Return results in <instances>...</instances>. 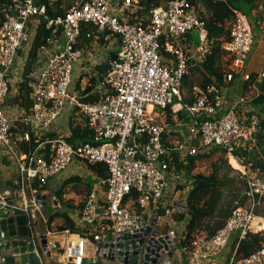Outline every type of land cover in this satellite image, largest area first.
I'll return each mask as SVG.
<instances>
[{"label":"built area","instance_id":"1","mask_svg":"<svg viewBox=\"0 0 264 264\" xmlns=\"http://www.w3.org/2000/svg\"><path fill=\"white\" fill-rule=\"evenodd\" d=\"M141 1L74 0L63 16L49 18L45 9L36 7L33 0H0V144L15 161L20 181L44 186L49 178L64 171L73 161L87 166L102 164L107 170V178L101 181L103 200H98L93 188L79 214L81 234L90 236V241L77 237L76 247L64 248L58 264H66L70 259L80 263L85 256L86 243L100 239L94 233L101 213L111 235L117 236L134 235L148 224L143 214L131 211L129 205L151 204L156 211L162 209L165 216L188 211L187 207L177 209L175 205L164 204L168 171L162 160L161 141L165 134L175 131L166 122L156 120L160 115L164 117L168 113L178 123L186 121L176 123L184 127L188 135L176 148L181 156L218 149L233 158L236 141L241 136V120L236 108H222L218 87L195 90L190 103L184 101L181 93L191 60L203 62L212 45L205 23L193 5L200 0H169L138 18L136 13L142 10ZM124 12L122 17L117 15ZM32 22L37 28L44 23L46 30H59L64 44L63 50L48 56L41 68L35 67L27 75L31 82V106L22 124L26 128L35 127L38 134L47 132L68 108L86 119L92 138L85 144H72L64 137L50 139L41 143L47 148L46 152L25 158L19 157L11 145V128L1 106L10 90L9 76L17 54L33 40ZM83 24L92 28L85 31V39L106 42L113 38L120 43L115 48V60L109 62L99 84V94L105 97L96 103L82 102L79 93L72 89L73 70L82 58L78 41ZM191 35L196 41L192 58L176 45L178 40ZM161 41H164L163 55H160ZM72 45H77V49L69 51ZM252 46L248 19L235 13L228 40L221 46L230 61L226 82H232L235 75H243ZM44 49L42 46L39 51ZM258 78L264 79V74ZM154 110H158L159 115L153 114ZM30 137L27 131L22 141L29 142ZM195 141L197 144L193 146ZM239 179L244 184L242 197L232 202L221 228L212 236L193 243L190 253L195 259L205 261L220 254L233 235L240 241L248 233L262 231L253 230L252 224L255 220L259 221L257 227L264 224V207L256 212L260 204H264V173L257 177L242 173ZM132 195L137 198L132 199ZM166 235L174 242L183 239H178L172 231ZM233 255L228 264H264V248L240 260H235Z\"/></svg>","mask_w":264,"mask_h":264},{"label":"crops","instance_id":"2","mask_svg":"<svg viewBox=\"0 0 264 264\" xmlns=\"http://www.w3.org/2000/svg\"><path fill=\"white\" fill-rule=\"evenodd\" d=\"M73 1L74 0H33V3L36 7H43L45 10L46 8H48L50 10H53V12H56L57 10L55 7L57 2L58 3L60 2L59 9L65 11L67 8L69 9L71 7ZM167 1L161 3L160 7L164 6L167 3ZM195 11L198 17L199 14L201 13L205 15V11L203 10V7H201L200 4L198 3L195 6ZM235 13L237 12L234 11L233 14ZM251 14L252 17L255 19L256 22L255 26L260 31V33L254 32L252 23H250L249 18L245 15V17L248 19L251 25V30H252L253 46L251 51L253 52L255 50L256 52H259L260 56L258 60V66L256 68L254 67L253 69L252 68L248 69L245 67L243 75L246 76L253 73L257 74L256 80L254 83L249 85L247 89H244L243 88V83L245 80L244 76L238 74L233 77L231 83L226 82L224 79V85L218 87V89L220 90V95L222 100V108L226 109L228 107L234 106L236 108V111L238 113L241 122H249L250 124V127L248 128L241 127V136L236 141V149L250 148L252 141V133L254 132V129L257 127V122L259 120H264V101L263 102L255 101L259 95H264V86H263L264 79L258 78L261 74H264V68H263L264 66V3L262 1L258 2L256 10L252 11ZM117 15L119 17H122V15L123 16L125 15V12L123 14L117 13ZM233 18L234 16L230 20L224 22L223 24L224 30L229 31L230 26L233 22ZM30 28L33 33L32 36L33 40L28 46L24 47L22 50L18 52L14 65L12 66L10 71V76H9L10 90L1 106L3 113L8 118V122L11 128L10 131V136L12 140L11 145L19 157H25V158L32 154L37 155L39 152L43 151L44 148L41 145V143H44L47 140L55 139L58 137H64V138L67 137L69 135V120L71 116L74 114L73 111L69 110L68 108H65L59 120L55 122L48 129L47 132H43L40 134H38L34 130L35 127L26 128L22 124L21 120L28 113L29 111L28 109L31 106L30 105L31 102L29 98L31 82L27 78V75L35 67L41 68L46 62V58L48 56L63 50L62 49L63 46L62 47L60 46L61 45L60 43L62 41L60 37L58 39H50L45 41L43 45H40L36 49L34 56L35 58L30 66V71L28 72L27 75H25V70L30 61V54L34 41V36L37 30L36 23L32 22L30 24ZM87 29L89 31L92 30V28L90 27ZM89 40L95 42L93 41V39H89ZM99 42L100 44L103 45L104 43H108V42L111 43V45L114 48L113 51L106 52L104 56H94L91 58H87L86 56H84L83 51L81 50L82 48L78 44V47L82 53V58L75 64L76 68L74 74L76 81L79 78H82L81 80L82 89L86 86H89L90 81L94 79L96 81L94 91L98 94L100 91L99 88V84L101 82L100 80L107 71L111 58L114 57L115 48L118 47L116 41L113 38H109L106 42H102V41ZM177 42L176 45L182 47L185 53L189 54V57L192 58V56H194V47L190 36H187L184 39L179 40V43ZM42 46L45 49L43 52H40L39 48ZM20 58L22 59V62L19 65L18 61ZM226 61H228V58L223 53L219 61V66L223 68L224 63H226ZM194 64H200V62L191 60L190 66L192 67ZM100 65L107 66L105 72L98 71L97 68ZM228 67H227V72H228ZM193 77H200V75L196 73L192 75V78ZM11 78L12 79L14 78L15 81L12 82ZM23 83L27 84V89L29 90L26 102L16 100V96L19 92V88ZM181 89H182L181 93L184 98V101L185 98L190 99V95L193 99V94L195 90L199 91L198 88L193 87L191 90V94L190 93L188 94L186 88L185 89L181 88ZM26 106H29L28 109H26ZM167 115L168 113H166L164 116V122H166ZM161 116L163 117V115ZM178 118L179 120L182 119L181 116ZM170 120L174 123L173 130L175 131V133H177L180 136V138L182 139V143H184L183 138L184 139L187 138L188 135L184 127L180 128L178 124L186 121L182 120L179 121L180 123H178V120L174 121L172 118H170ZM182 128L183 130H181ZM27 131L30 132L33 141L37 143L36 148L34 149L35 151L34 150L32 151L30 149L31 147L30 141L29 142L22 141V135ZM196 144L192 143L193 146H195ZM0 156H1L0 196H13L15 192L18 190V192L28 191L31 194L39 193L42 196H46L47 199L49 200H56L57 201L56 208L58 209V211L54 213L53 216L51 217L52 221L50 223L43 222L42 226L39 227L38 225H36L34 229L35 234L36 235L39 234V229L40 230L44 229V234H46L47 240L49 242H56L60 245L61 248L76 247L75 244L78 241L77 240L78 235L76 236L75 234H71L72 232L67 230L58 232L57 229L62 227L64 222L62 218H58L55 216L61 213H65L67 218L73 223L75 231H77L74 233L81 234L83 230L79 223L80 211L83 207L85 199L87 198V196L89 195V193L93 188H95L97 191L98 200L100 202L103 200L104 188L101 185L102 180L99 179L92 171H90L88 169V166L85 165L84 163H81L79 161H73L64 171L49 178L44 186H39L35 182L22 183L18 175V168L15 161L10 157V155L6 152V150L2 147L1 144H0ZM225 158L228 164H229V160L233 161L236 164L238 169L236 167L235 169L234 168L233 169L238 172L237 173L238 180H240L239 176L242 173L243 174L245 173L249 177H257L260 175L256 170L251 171L241 166L240 162L237 159L235 160L234 158H228L226 156ZM171 177H172V181L171 182L169 181V184H167L168 183L167 182L166 186L169 193L171 190L172 194H174V197L176 198H174L173 203H171L172 201L171 197L165 193V198H164L165 206L175 205L177 209L178 208L182 209L183 207H186V197L190 190V186L186 183L183 174L178 176H171ZM181 177L183 178L184 181L183 183L180 184ZM240 181L242 182V189H240V192L235 200L241 198L244 192L243 181L242 180ZM259 207L260 208L256 209V212H259V210L264 207V204L261 203ZM134 208L135 209H133L132 211L133 212L138 211L137 213H142L147 223H150L153 220V218H155L154 224L158 231L164 232L165 234L169 231H172L177 235L178 239L182 237V234L185 230V224L188 221V216L185 215L183 221L181 222L175 221L174 218H175V214L176 215L182 214L183 211L182 212L177 211L174 212V214H172L171 216H165L163 214L162 209H158V211H156L153 209L151 204H147V205L143 204L142 206L135 205ZM230 209H228L229 212ZM228 215L225 216L224 219H219V220H223L225 222ZM94 234L98 235L101 239L103 238L106 239L111 235L110 230L107 228V222L105 220V216L103 215V213H101L100 215L99 222L97 225V232ZM87 238L90 240L91 237L87 236ZM204 238H206V235L202 234L199 238H197V240ZM178 243L179 241L176 242L177 248H178ZM233 245H234V241L231 239L227 244V246L221 251L220 254L205 261L195 259L191 255V253L181 249H177V253H180L182 256H184V259L181 260V257L179 260L176 261L172 259V264H228L229 259L233 254V250H232ZM92 251H93V245L91 244V242L86 243L85 256H91L93 253Z\"/></svg>","mask_w":264,"mask_h":264},{"label":"trees","instance_id":"3","mask_svg":"<svg viewBox=\"0 0 264 264\" xmlns=\"http://www.w3.org/2000/svg\"><path fill=\"white\" fill-rule=\"evenodd\" d=\"M165 1L167 0H142L140 2L142 10L138 11L136 16L140 18L150 9L160 7L161 3ZM260 1L264 3V0H200L197 2L205 11V15L201 13L199 14V18L205 23L208 39L212 42V45L206 59L200 64H194L192 67L190 66L189 74L182 82V88H186L188 94H191L193 87L204 91L209 86L219 87L224 85V79L227 74V67L230 64V61H226L223 68L219 66V61L223 54L221 46L228 40V31L224 30L223 24L225 21L230 20L234 16V11L244 16V7H246L249 12L255 11L257 3ZM197 3L193 4L194 7ZM59 6L60 2H57L55 7L57 10L56 12L46 8V16L49 18L63 16L68 8L65 11H62L59 9ZM87 28H89L88 25H81L80 39L84 38ZM59 35V30H46L44 28V23H41L38 26L34 36L30 61L25 70V75H27L30 71V66L35 58L36 49L40 45H43L47 40L58 39ZM163 43L164 41L160 42L162 47L160 55H163L164 53ZM106 67V65H100L97 69L99 72H105ZM196 73L200 75V77L192 78V75ZM256 77L257 74L254 73L248 75L247 79L244 80L243 88L247 89L249 85L255 82ZM81 80L82 78H79L75 83H72V88L79 93L82 102L96 103L99 102L101 98L105 97V95L98 94L94 91L96 85V81L94 79L90 81L89 86H86L83 89L81 88ZM28 92L29 90L27 89V84H21L16 100L26 102ZM192 100L191 95L190 99L185 98L186 103H190ZM255 101L263 102L264 95H259ZM28 107L29 106H26V109H28ZM166 123L170 127L174 126V123L170 120L169 115L166 117ZM241 127L248 128L250 127V124L249 122H241ZM91 138L92 132L88 127L86 119L74 112L69 120V135L65 137L66 141L72 144H85L90 143ZM161 142L164 149L162 160L167 165L168 175L178 176L183 174L186 183L190 186V190L186 197V207L188 211L178 215L175 214L174 218L175 221L181 222L183 221L185 215L188 216V221L185 224V230L182 234L183 239L178 243V249L190 253L193 251V243L197 240V238H199L202 234H205L206 238L212 236L216 230L222 227L224 223L223 220L215 219V213L219 202L218 200L220 198L217 190L219 186L218 181L213 175L204 176L195 172L196 166L199 162L209 158L215 153H222L224 155V152L218 149H212L202 154H185L184 156H181L176 148L178 145L182 144V139L177 133L171 131L162 137ZM175 142L178 144L174 145ZM30 144V149L33 151L36 148L37 143L33 141L32 137L30 139ZM46 151L47 148H44V150L38 154H42ZM232 157L235 160L237 159L241 166L251 171L256 170L260 175L264 173V120H259L257 122V127L252 133L250 148L235 149ZM88 169L101 180H105L107 178V170L102 164L89 165ZM136 198V195H132V199L135 200ZM134 207L135 205H132L129 209L132 211L135 209ZM228 214L229 210H226L224 216H227ZM55 217L62 218L64 222L63 226L57 229L58 232L65 230L77 232L75 231L73 223L67 218L65 213L58 214ZM262 248H264V232L257 234L248 233L244 239L234 242L232 247L234 254L233 257L235 260H240L250 256Z\"/></svg>","mask_w":264,"mask_h":264},{"label":"water","instance_id":"4","mask_svg":"<svg viewBox=\"0 0 264 264\" xmlns=\"http://www.w3.org/2000/svg\"><path fill=\"white\" fill-rule=\"evenodd\" d=\"M74 49L77 45L68 48ZM114 60L112 57L111 61ZM56 205V200L28 191L17 190L13 196H0V264H58L64 248L49 242L44 229H39L38 235L34 230L36 225L51 222L58 211ZM154 222L155 218L134 235H110L91 242L92 255L84 256L79 264H172L176 242L158 231ZM71 234L88 240L82 234ZM76 263V259L66 261V264Z\"/></svg>","mask_w":264,"mask_h":264},{"label":"rangeland","instance_id":"5","mask_svg":"<svg viewBox=\"0 0 264 264\" xmlns=\"http://www.w3.org/2000/svg\"><path fill=\"white\" fill-rule=\"evenodd\" d=\"M243 10H244L245 15L249 18L250 23H252L254 32L260 33L259 29L255 26L256 22H255V19L252 17L251 12H249L246 7H244ZM190 37L192 39L193 47H195L196 46L195 36L191 35ZM93 41H95V42H92L91 40H88L85 38H81L78 41L80 47L82 48L81 50L83 51L84 56H86L87 58H91L94 56H104L106 52L113 51V49H114L113 46L111 45V43H109V42L105 43L103 45V44H100L98 39L97 40L93 39ZM177 43H179V40ZM60 44H61L60 46L62 47L64 44V41L62 40ZM23 48L24 47H22L21 50ZM259 56H260L259 52H256L255 50L253 52L251 51L248 54V58L246 60L245 67L248 69L249 68L253 69L254 67L256 68L258 66ZM18 62L20 65V63L22 62V59L20 58ZM75 68L76 67H74V72L72 74V83H74L76 81L75 76H74ZM14 78L13 79L11 78L12 82L15 81ZM147 110L150 111L151 109L148 108ZM159 113L160 112L158 110L153 111V114H155V115H159ZM151 116L152 115H150V117ZM159 119L162 123L164 122V117H162L161 115L156 120L159 121ZM189 150L190 149H187L186 152H189ZM202 153H206V152H201V154ZM183 155H185V154L183 153ZM229 164L232 166V168ZM229 164L227 163L224 155H222L221 153H215V154L211 155L209 158H206V159L202 160L201 162H199L196 166V169H195V172H198L204 176L213 175L214 178L219 183L217 190L219 192L220 198L218 200L219 202H218L217 210L215 213V219H218V220L224 219L225 211L231 208L232 202L237 198V196L240 192V189H242V182L240 180H238V177H237L238 172L236 170H234L235 169L234 166L236 164L231 160H229ZM235 167H237V166H235ZM169 181L170 182L172 181L171 176H169L167 178L166 183L168 182L167 184H169ZM183 181L184 180L181 177L180 184L183 183ZM165 193L171 197V199H172L171 203H173V200L176 197H174V194H172L171 190L169 193L167 186L165 188L164 194ZM164 204H165V202H164ZM263 232L264 231L262 230L260 233H263ZM236 237H237L236 235H233L231 237V239L235 242ZM180 257H181V260L184 259V256H182L180 253L175 252L172 255V259L174 261L179 260Z\"/></svg>","mask_w":264,"mask_h":264},{"label":"bare ground","instance_id":"6","mask_svg":"<svg viewBox=\"0 0 264 264\" xmlns=\"http://www.w3.org/2000/svg\"><path fill=\"white\" fill-rule=\"evenodd\" d=\"M237 168V167H236ZM238 169V168H237ZM258 220H255L254 222H253V224H252V228H253V230H264V224H263V226H260V227H257V225H258Z\"/></svg>","mask_w":264,"mask_h":264}]
</instances>
